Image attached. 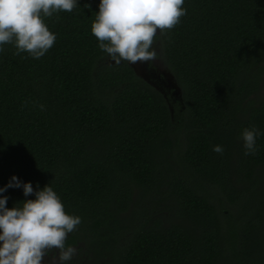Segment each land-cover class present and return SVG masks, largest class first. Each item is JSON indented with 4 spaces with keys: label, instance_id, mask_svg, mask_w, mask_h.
Instances as JSON below:
<instances>
[{
    "label": "trees",
    "instance_id": "obj_1",
    "mask_svg": "<svg viewBox=\"0 0 264 264\" xmlns=\"http://www.w3.org/2000/svg\"><path fill=\"white\" fill-rule=\"evenodd\" d=\"M98 5L45 17L56 41L39 59L0 46V188L33 187L6 207L50 186L81 218L66 247L95 264H264V0H184L157 32L180 103L108 61Z\"/></svg>",
    "mask_w": 264,
    "mask_h": 264
},
{
    "label": "clouds",
    "instance_id": "obj_2",
    "mask_svg": "<svg viewBox=\"0 0 264 264\" xmlns=\"http://www.w3.org/2000/svg\"><path fill=\"white\" fill-rule=\"evenodd\" d=\"M78 0H0V46L13 44L16 55L26 52L39 59L54 45L56 36L49 31L44 18L72 12ZM184 0H99L91 33L99 48L115 64L149 62L157 59L153 48L157 32L173 29L186 14ZM59 17H57L58 19ZM3 48L0 47V52ZM43 110V105H40ZM259 131L245 128L242 140L245 155L255 154ZM213 151L222 154L223 148ZM8 188H22L25 197L33 194L31 183L13 176L0 194ZM20 207H6L8 197L0 195V264H43L45 256L58 251L60 264L76 254L66 247L69 233L81 224L79 216L64 210L56 192L48 185L34 193Z\"/></svg>",
    "mask_w": 264,
    "mask_h": 264
},
{
    "label": "flooded vegetation",
    "instance_id": "obj_3",
    "mask_svg": "<svg viewBox=\"0 0 264 264\" xmlns=\"http://www.w3.org/2000/svg\"><path fill=\"white\" fill-rule=\"evenodd\" d=\"M146 65L149 66L148 69L146 68L147 72H149V78H152H150L147 82L156 87L163 94L164 98L167 101L172 103H178L179 101H181L180 94H176L171 81L164 78V74L162 73L161 68H158L155 65L154 61L146 62ZM82 251L83 249L80 252H78L77 250L73 258L70 261L64 262V264H94L92 260L96 257L89 255L87 256L83 254ZM43 264H60L58 260V251L53 250L52 252L48 253L45 256Z\"/></svg>",
    "mask_w": 264,
    "mask_h": 264
},
{
    "label": "rangeland",
    "instance_id": "obj_4",
    "mask_svg": "<svg viewBox=\"0 0 264 264\" xmlns=\"http://www.w3.org/2000/svg\"><path fill=\"white\" fill-rule=\"evenodd\" d=\"M154 48V50L157 52V59L154 61V63H155V65L158 67V68H161V70H162V73L164 74V78H166V79H168L169 81H171V83L172 84H175L176 83V80H175V78H174V76H173V74L167 69V67L165 66V64H164V62H163V60H162V58L160 57V51H159V46L157 47V46H154L153 47ZM158 48V49H157ZM108 57V56H107ZM108 61L110 62V63H114L113 61H111V59L108 57ZM125 62H127V61H125ZM132 68H133V70L140 76V77H142V74L143 73H145V74H149V72H146V71H144V70H142V68L144 67V68H147L148 69V65H146V62H138V63H135V64H133V63H130V62H127ZM143 78V77H142ZM151 78V77H150ZM152 79V78H151ZM177 84V83H176ZM180 89V88H179ZM179 94H180V92H179ZM180 98H181V94H180ZM181 100V99H180ZM181 101H179L178 103H180ZM78 250V249H77ZM81 251V250H80ZM79 251V252H80ZM95 259H99L98 257H96ZM95 259H93L92 261L94 262V264H95ZM101 259H105V260H107V258L106 257H104V258H101ZM101 259H99V261L100 262H102L103 260H101ZM76 261V260H75Z\"/></svg>",
    "mask_w": 264,
    "mask_h": 264
},
{
    "label": "water",
    "instance_id": "obj_5",
    "mask_svg": "<svg viewBox=\"0 0 264 264\" xmlns=\"http://www.w3.org/2000/svg\"><path fill=\"white\" fill-rule=\"evenodd\" d=\"M142 70H144V71L147 72L146 68H144V67L142 68ZM142 77H143V79L146 80V81H149V79H150L148 73H147V74L143 73V74H142ZM172 85H173V88H174L176 94H179L180 89H179L178 85H177L176 83H175V84H172Z\"/></svg>",
    "mask_w": 264,
    "mask_h": 264
}]
</instances>
